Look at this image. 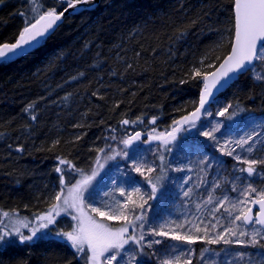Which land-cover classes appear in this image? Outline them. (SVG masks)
<instances>
[{"label": "trees", "instance_id": "trees-1", "mask_svg": "<svg viewBox=\"0 0 264 264\" xmlns=\"http://www.w3.org/2000/svg\"><path fill=\"white\" fill-rule=\"evenodd\" d=\"M32 4L41 14L67 0H0V44L14 41L40 15L29 13ZM233 6L234 0H100L66 16L37 48L1 62L0 216L46 209L57 193L91 176L99 158L103 167L90 188L119 158L122 140L177 126L196 107L204 76L230 50ZM215 102L242 119L264 117V81L249 69L210 106ZM12 241L0 247V264L88 261L87 251L78 254L61 238ZM239 258L231 264H249ZM138 261L156 264L149 251Z\"/></svg>", "mask_w": 264, "mask_h": 264}, {"label": "rangeland", "instance_id": "rangeland-1", "mask_svg": "<svg viewBox=\"0 0 264 264\" xmlns=\"http://www.w3.org/2000/svg\"><path fill=\"white\" fill-rule=\"evenodd\" d=\"M40 9L41 7L36 4L28 6L29 13L36 14L35 16L40 14L38 13ZM250 73L253 77L257 73L264 74V61H255L250 68ZM225 109H227L226 105L215 102L213 107L209 106L204 110L195 127L183 122V119L180 120V123L174 127L178 129L175 132L176 139L167 145L168 148L172 149L171 152L165 151L159 140L149 141V134H156L152 132L140 134V140H134L131 145L124 147L119 158L105 168L104 172L85 192L86 195L93 191L98 182L117 164L123 165L118 182L130 188H140L143 198H141V195L133 193L135 204L131 206V210L133 215L142 214L144 217L142 221L137 222L135 228L136 236L139 237L143 233L144 240L141 241L140 245L130 240L120 249V253L123 249L129 253L132 263L135 264V260L138 262L141 253L149 251L156 264H165L166 261L168 264H231L232 259L236 258L235 261L240 259V253L244 254L240 263L248 260L249 264H257L260 259L257 253L264 252V249L259 246L238 244L235 241L248 239L247 236H239L241 231L250 234L260 227L255 223L245 226L243 220L237 221L235 217L241 215L242 211L246 212L251 199L258 197L259 192H264V165L257 164L255 166L257 172L252 177H249L246 171H240L241 168L246 169L248 167L247 164L242 162L243 160L264 159V117L250 116L242 119L239 113H227V111H224ZM221 112H224V115H220ZM202 127L205 128L203 131H201ZM214 127L219 129L213 132L215 139L202 135L203 132L211 131ZM173 129L165 133H171ZM134 136L135 134L129 137ZM249 136L252 139L244 145V148L237 147L235 141L241 138L247 139ZM145 141L148 142L145 143ZM249 145H254L253 151L250 153L245 151ZM188 146H201L208 152V156L202 155L206 157L203 158L200 155L196 160H193L195 157L191 154L185 156V158H181L182 162H179L175 167L181 168L182 171L173 172L168 165L169 155ZM221 148L224 151H221ZM233 149L231 156L225 154V152ZM124 153H128V155L125 156ZM161 154L164 156L163 172H161L162 162L159 159ZM129 156L132 158L129 159ZM237 156L240 157L239 160L235 158ZM133 159H137V162H146L154 168V171L152 173L145 172L144 175L133 171ZM129 178H134L137 183H127L126 181ZM149 178L152 183L157 185L158 189L155 197L151 199L149 197L152 195V184H149ZM249 183L257 189V192H249L245 196L244 193ZM189 189H191L190 194L185 197L183 193ZM60 193L67 195L65 190ZM210 195L212 203L206 204L205 201L209 199ZM220 201H224L222 206L219 204ZM54 203H56V200ZM197 204L200 205L199 208H197ZM138 205H143V207H138ZM233 205L235 206L234 209ZM51 206L31 217H23L14 213L0 216V232L5 230L14 232V229L19 227L24 235H31V229L39 227L37 217L48 213ZM214 208L217 210L213 211ZM225 209H228V211ZM84 211L113 230L121 228L124 224L122 220H108L96 216L95 213L91 212V208L85 201ZM76 214L72 209H69L68 212H61L60 215L55 217V222L45 229H40L33 240L42 237L46 233L54 237L56 232L71 231L76 224L72 216ZM140 223H143V229L139 227ZM24 224L27 226H22ZM213 225H215L214 228ZM226 229H232L237 234L230 236ZM153 231H163L166 235H153ZM199 232L200 235H198ZM131 234L132 228L130 227L125 235ZM221 234L223 238L218 239ZM174 235L190 236L193 238L194 243L173 239ZM6 239L19 240V236L13 234L6 237ZM61 239L65 240L62 237ZM157 240L160 243H152L151 248L147 247L149 242ZM209 240L215 242L209 243ZM225 240L229 242L225 243ZM235 245H241L242 249L236 252L231 251L230 247ZM85 251H87L86 245ZM115 252V249H109L105 252L100 258L101 264H107V258ZM87 254L88 257L91 255L88 251ZM119 255L116 261H112V264H119ZM133 256L135 259H132ZM142 264L146 263L142 262Z\"/></svg>", "mask_w": 264, "mask_h": 264}, {"label": "snow or ice", "instance_id": "snow-or-ice-1", "mask_svg": "<svg viewBox=\"0 0 264 264\" xmlns=\"http://www.w3.org/2000/svg\"><path fill=\"white\" fill-rule=\"evenodd\" d=\"M91 0H76L73 3V0H67L69 8H75L76 4H89ZM35 10V9H34ZM68 9L65 8L66 12ZM64 15V12L57 13L56 9L53 8L47 11L44 15H41L35 23L30 24V26H26L22 32L19 34V38L15 41V43H3L0 44V60H10L14 57H20L27 53L30 50L37 48L41 45L42 41L50 35V30H54V25L56 22L61 19ZM234 29H235V39L231 45L230 54L224 58L223 63L220 65V68L217 72L211 73L212 82L209 84L208 76H204V91L201 92L200 97V107L195 110V112L191 113L190 117L186 116L183 118V122L189 123L191 127L196 126V120L199 119V113L201 108L204 107L205 102L208 96L211 94L212 88H225L230 82L235 79L234 75L230 74H238L244 71L249 70L248 66L252 65L254 61H264V0H234ZM195 23V22H193ZM81 75H83L81 73ZM194 76L198 77L201 75L199 71H195L193 73ZM77 77H73L72 79H76ZM254 78L258 81H264V74L257 73ZM29 108L32 106L29 105ZM27 110V109H26ZM224 111H227L225 109ZM220 115H224V112L219 113ZM35 119V116L32 117ZM231 119V117H229ZM123 124L130 123L128 120L122 121ZM132 123H136V121H132ZM152 123H155V118H153ZM180 123V122H176ZM178 129H173L171 133H159L156 135L149 134V141L151 140H159L161 145L164 146V150L171 152L172 149L168 148L167 145L170 144L173 140L176 139L175 132ZM218 127L212 128L211 131L203 132L207 138L215 139L213 136V132L218 131ZM153 132L155 130L153 129ZM115 139V136L112 137ZM252 137L249 136L247 139L241 138L240 140L235 141L237 147L244 148V145L248 144V141L251 140ZM134 140H140V133H136L134 137H129L127 139L122 140L121 142L128 147L133 143ZM148 141H145L147 143ZM254 145H249L245 151L252 152ZM19 151V149H18ZM100 152H103L104 149H99ZM221 151H224L221 148ZM233 151L225 152L226 155L231 156ZM119 154V153H117ZM125 156L128 153H124ZM107 159H114V156H108ZM237 160L240 159L239 156L235 157ZM159 159L162 162L161 172L164 171L163 161L164 156L161 154ZM247 164L248 167L246 169L241 168L240 171H246L249 177H252L256 172V165H264V159H246L242 161ZM61 165L67 164L69 167H73L70 161H66L61 159L59 161ZM103 167L99 163V158L97 159V168L92 171L91 176H84L76 182L71 188L68 189L67 195H63L62 193H57L55 196L56 203H54L49 212L38 216L37 220L39 221V227H34L31 229V235H24L20 228L17 227L13 231H2L0 232V247H5L6 245L13 243L14 241L6 239V237H10L13 234L19 236V240L21 243L25 241H32L33 237L36 236L37 232L40 229H45L48 225L53 224L55 222V217L60 215L61 212H68L69 209L74 210L77 214L72 216V219L76 221V224L72 227L71 231H59L56 232L53 238H64L67 242L70 243L71 247L75 249L76 253H84L85 245L87 246V251L91 253L88 257L87 264H101V257L107 252L109 249H115V254L111 255L107 258V264H112V261L117 260V256L120 253V249L123 248L125 244H127L130 240L137 245H140L141 241L144 240V235L141 233L139 237L135 234V228L137 227V222L142 221L144 219L143 215H133L129 216L128 212V204H135V201L131 200V196L133 193L141 195V190L139 187H133L131 192H125L124 188H120L119 192L121 196H125V202L121 203L120 201H115V204L111 207H107V211L103 210L99 207H92L91 212L95 213L96 216H99L103 219H118L124 221V224L121 228L113 230L106 224L101 221H97L92 215L88 214L84 211V200H85V192L88 190L89 185L92 180L97 176L98 169ZM133 171L144 175L145 172L152 173L154 168L147 164L146 162H137V159H133L132 163ZM175 171H182L181 168L174 169ZM57 173H63V169L57 167L55 169ZM61 185H64V176L63 174L59 177ZM159 179V178H157ZM239 179V178H238ZM129 184L137 183L134 178H129L126 181ZM149 184H152V195L149 197L150 199L155 197L157 193V185L152 183V180L149 178ZM112 183L115 184L116 180L113 179ZM235 190V189H234ZM191 189L185 191L183 195L185 197L189 196ZM249 192H257V189L254 188L251 183H249L248 188L246 189L244 195L247 196ZM109 193H105L108 195ZM93 196V193H88V198L90 199ZM206 204L212 203L211 195L209 199L205 201ZM243 203V202H242ZM253 203L259 204V212L256 214L255 218L251 214V209L248 212H241V215H237L235 220L240 221L243 220L244 224H248L253 222L261 227L259 229L254 230L252 233H246L241 231L239 236L244 237L247 236V240H236L235 242L238 244H247L251 246H259L261 249H264V192L258 193V199L253 201ZM219 204L222 206L224 201H220ZM138 207H143V205H138ZM200 205L197 204V208ZM235 206L233 205V209ZM217 209L214 208L213 211ZM228 211V209H225ZM5 216L8 213H4ZM26 227L27 225H22ZM132 228L131 235H125L128 233L129 228ZM141 229L144 228L143 223L139 224ZM213 228L215 225L212 226ZM230 236H235L237 233L232 229H226ZM50 234H43L41 238H45ZM153 235H166L165 232H155L153 231ZM176 240H186L188 243H194L193 238L190 236H180L174 235L172 237ZM223 235L221 234L218 239H222ZM209 243H214L215 241L209 240ZM228 243V240L224 241ZM152 243H160V241H152L147 244V247L151 248ZM243 257V253L239 254ZM257 255L260 259L257 261V264H264V252H259ZM132 259H135L133 256ZM165 264H168L166 261Z\"/></svg>", "mask_w": 264, "mask_h": 264}, {"label": "built area", "instance_id": "built-area-1", "mask_svg": "<svg viewBox=\"0 0 264 264\" xmlns=\"http://www.w3.org/2000/svg\"><path fill=\"white\" fill-rule=\"evenodd\" d=\"M198 150L199 149L185 148L181 151L174 153L170 157L169 163H168L170 170L174 172L175 171L174 169H176L175 168L176 165H178L179 162H182L181 158H185V156H189L191 154L192 156L195 157V159L193 160H196L198 159L200 155L201 156L204 155L202 151L200 150L198 151ZM128 158L131 159L132 157L129 156ZM203 158H206V157H203ZM122 170H123L122 164H118L112 167L108 171V173L101 179V181H99L95 189L91 191V193H93V196L89 199L88 193L85 195L84 201L88 204L90 208L99 207L107 211V207L113 206L115 204V201L118 200L121 203L125 202L126 197L120 195L119 189L124 188L125 192H131L132 188L126 185H122L118 182L119 181L118 177H119V174H121ZM113 179L116 180L115 184L112 183ZM106 192L109 194L105 195ZM133 197L134 195L132 194L131 200H133ZM131 204L132 203H129L127 206L129 209V212H128L129 216L132 215V211L130 209ZM115 220H118V219H115ZM130 257L131 256L129 255V253L125 249H123L119 255V264H134L131 262ZM135 264H138L136 260H135Z\"/></svg>", "mask_w": 264, "mask_h": 264}, {"label": "water", "instance_id": "water-1", "mask_svg": "<svg viewBox=\"0 0 264 264\" xmlns=\"http://www.w3.org/2000/svg\"><path fill=\"white\" fill-rule=\"evenodd\" d=\"M100 0H91V2L89 3V4H76V7L75 8H69L68 7V3L65 5V6H63L61 9H59V10H56L57 11V13H60V12H64V15L61 17V19L59 20V21H57L56 22V25H54V30H50V34L52 33V32H54L55 31V29L62 23V21L64 20V18L66 17V16H68V15H70L71 13H74V12H76V11H78V10H81V9H86V8H88V7H91V6H93V5H95V4H97L98 2H99ZM76 2V0H73V3H75ZM65 8H67L68 10L65 12L64 11V9ZM46 12H43L41 15H44ZM233 13H234V6H233ZM40 15V16H41ZM39 16V17H40ZM39 17H37L33 22H31L30 24H32V23H35L36 22V20H38L39 19ZM234 23H235V21H234ZM30 24H28L27 26H30ZM26 27V26H25ZM24 27V28H25ZM23 28V29H24ZM23 31V30H22ZM21 31V32H22ZM20 34V33H19ZM19 38V35L17 36V38L14 40V41H11V42H4V43H15V41L17 40ZM234 39H235V29H234V32H233V38H232V42L234 41ZM1 44H3V43H1ZM231 45H232V43H231ZM31 51V50H30ZM230 52H231V46H230V50H229V52L220 60V62L211 70V71H209L206 75L208 76V82H209V84H211V82H212V76H211V73H214V72H217L218 70H219V68H220V65L223 63V61H224V58L225 57H227L229 54H230ZM20 57H22V56H20ZM20 57H14V58H12V59H10V60H0V63L1 62H3V61H13V60H15V59H18V58H20ZM254 63V62H253ZM253 65V64H252ZM252 65H249L248 66V68L250 69V67L252 66ZM248 71V70H247ZM247 71H244V72H242V73H238V74H230V75H234L235 76V79H233L231 82H230V84L233 82V81H235L238 77H239V75L240 74H243V73H245V72H247ZM204 83H205V81H204V78H203V84H202V87H201V89H200V92H199V95H198V101H197V105H196V107L188 114V116L190 117V115H191V113H193V112H195V110L197 109V108H199L200 107V97H201V92H203L204 91ZM229 84V85H230ZM229 85L227 86V87H225V88H220V89H217V88H212L211 89V94L208 96V98H207V100H206V102H205V105H204V107L203 108H201V111H200V113H199V119L201 118V115H202V113L204 112V110L212 103V101L220 94V93H222L223 91H225L228 87H229ZM199 119H197L196 120V122L199 120ZM256 199H258V197H253L252 199H251V203H250V205H249V207H248V209H247V211L246 212H248V210L249 209H251V214L253 215V218H255V216H256V214L259 212V204H257V203H253V201H255ZM253 224V222H250V223H248V224H244L245 226H250V225H252ZM257 225V224H256ZM257 226H259V227H261L260 225H257Z\"/></svg>", "mask_w": 264, "mask_h": 264}]
</instances>
